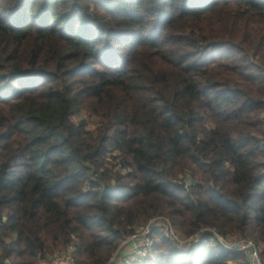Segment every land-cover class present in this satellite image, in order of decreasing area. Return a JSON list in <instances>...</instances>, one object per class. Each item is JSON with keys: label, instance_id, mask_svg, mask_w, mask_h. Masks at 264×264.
I'll return each instance as SVG.
<instances>
[{"label": "trees", "instance_id": "trees-1", "mask_svg": "<svg viewBox=\"0 0 264 264\" xmlns=\"http://www.w3.org/2000/svg\"><path fill=\"white\" fill-rule=\"evenodd\" d=\"M161 217L201 242L137 264L264 244V0H0V264H108Z\"/></svg>", "mask_w": 264, "mask_h": 264}, {"label": "built area", "instance_id": "built-area-1", "mask_svg": "<svg viewBox=\"0 0 264 264\" xmlns=\"http://www.w3.org/2000/svg\"><path fill=\"white\" fill-rule=\"evenodd\" d=\"M156 232L163 233L167 239L178 246L180 251L184 253L197 247L203 236V233L200 232L191 238L185 239L176 231L170 220L166 218H154L147 224L138 226L135 232L123 244V249L108 264H117V259L122 264H137L152 257L156 245L154 237ZM214 234L215 238L225 249L246 255L249 259V264H264L260 252L253 241L245 238L229 241L215 232ZM125 249L129 250L124 251ZM73 253L74 250L69 249L64 253L55 255L52 259L44 260L42 264H79Z\"/></svg>", "mask_w": 264, "mask_h": 264}, {"label": "rangeland", "instance_id": "rangeland-1", "mask_svg": "<svg viewBox=\"0 0 264 264\" xmlns=\"http://www.w3.org/2000/svg\"><path fill=\"white\" fill-rule=\"evenodd\" d=\"M75 119H76V121H85L86 124H87V128H88L89 130H95L96 127L98 126V119L95 118L94 116H89V114L86 113V112H82L81 114H78V115L75 117ZM114 155H116V154H114ZM113 163L116 164V161H113ZM124 173H125V171H124ZM188 179L191 180L190 177H189ZM189 180H188V182H189ZM161 218H164V217H161ZM170 222H171V221H170ZM175 229H176V231H177L182 237H184L185 239H187V238L182 234V232H180L177 228H175ZM216 233H217V232H216ZM221 237H222V236H221ZM223 238H225L226 240H229V241H230V240L233 241V240L240 239V238H245V237H240V236H234V235H231V236H229V237H223ZM245 239H249V240L253 241V240L250 239V238H245ZM253 243H254V241H253ZM254 244H255V243H254ZM173 245H174L175 249H177L178 251H180V248H179L178 246H176L174 243H173ZM255 245H256V244H255ZM122 247H123V245H122ZM122 247L117 251V253H115V255H114L113 258H115V256H116V255H117V254L123 249ZM256 247H257V249L259 250L260 255H261V258H262L263 261H264V256H263V254H262V253L264 252V244L260 245V247L256 245ZM70 249L74 250V252L76 251V249L73 248V247H71ZM66 251H68V250H65V251H64V250H63V251H56L55 253L49 255V256L47 257L46 260H49L50 258L52 259V257H54L55 255L60 254V253H64V252H66ZM180 252H181V251H180ZM183 253H184V252H183ZM185 253H186V252H185ZM73 255H74V253H73ZM43 262H44V259H40L39 264H42ZM117 264H122V262H120V260L117 259Z\"/></svg>", "mask_w": 264, "mask_h": 264}, {"label": "crops", "instance_id": "crops-1", "mask_svg": "<svg viewBox=\"0 0 264 264\" xmlns=\"http://www.w3.org/2000/svg\"><path fill=\"white\" fill-rule=\"evenodd\" d=\"M126 250L128 251L129 249H125L124 251H126ZM124 253H125V252H124Z\"/></svg>", "mask_w": 264, "mask_h": 264}]
</instances>
